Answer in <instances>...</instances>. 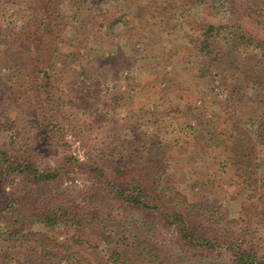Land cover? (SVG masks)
I'll use <instances>...</instances> for the list:
<instances>
[{
	"label": "rangeland",
	"instance_id": "rangeland-1",
	"mask_svg": "<svg viewBox=\"0 0 264 264\" xmlns=\"http://www.w3.org/2000/svg\"><path fill=\"white\" fill-rule=\"evenodd\" d=\"M31 1L0 0V26L17 30L34 19L22 32L25 44L33 46L38 40L36 21L45 17L49 27L61 31L57 38L62 39L55 40L59 52L53 61L55 69L62 68V73L65 57L81 51L90 73L82 83L72 81L67 73L60 79L54 75L51 84L37 92V84L45 82L44 73L28 69L21 51L23 58L15 48L0 46V149L11 154V147L18 148L23 158L40 168H60L61 179L40 191L42 201L97 217L77 230L69 221L46 227L33 215L17 224L3 213L9 197L20 193L17 180L0 175V264H26L45 247L63 251L51 256L63 264L69 263L63 254H69L70 261L79 258V264H86L83 257L91 264H115L111 251L116 242L101 231L111 230L119 237L121 230L114 221L121 211L107 199L98 205L90 194L89 177L71 165L75 159L97 162L114 182L143 183L166 208L184 211L188 204L196 210L210 208L207 217L198 213L191 224L200 235L222 237L243 226L246 209L253 208V193L237 184L233 171L214 173L221 155H228L223 151L231 149L230 129L237 119L229 99L230 79L222 73L213 75L212 68L208 72L201 56L191 49L186 36L198 31L176 18L151 31L143 13L151 7L148 0H98L94 6L57 0V17L45 10V15L28 17ZM190 12L194 24L217 20L200 7ZM241 22L249 32L264 37V30L247 16ZM12 58L18 63L25 59L20 68L26 75L15 72L13 66L5 67ZM28 78L33 81L34 115L25 102L27 95L14 88ZM261 104L264 110V99ZM137 212L148 218L142 232L137 222L128 225L123 241L130 243L133 232L140 233L137 240L141 241L131 251L136 254L143 246L154 254V245L165 249L167 264L182 259L176 254L182 253V247L173 228L163 226L155 214ZM256 228L259 252L264 255V225ZM117 246L125 248L123 243ZM222 256L224 264H231V252L225 250ZM134 258L138 260L133 264H156L147 254Z\"/></svg>",
	"mask_w": 264,
	"mask_h": 264
},
{
	"label": "trees",
	"instance_id": "trees-1",
	"mask_svg": "<svg viewBox=\"0 0 264 264\" xmlns=\"http://www.w3.org/2000/svg\"><path fill=\"white\" fill-rule=\"evenodd\" d=\"M56 1H31V12L29 16L27 13V16H36L41 12L45 15L46 12H50V17L53 14L57 17L60 9L55 7ZM74 1L81 5L90 4L91 6L98 2V0ZM152 2L153 0H148L146 3L151 4V7L143 11L147 15L145 19L151 31L162 28L168 18L185 21L191 25V28L198 31L195 35L187 34L186 38L194 53L201 56L207 71L210 72V68H212L213 75L222 73L223 77L230 79L229 99L236 109L233 116L237 119L230 129L231 149L226 148L223 151L228 155H221L214 173L221 175L233 171L237 184L242 187L246 186L253 193V208L246 209L245 224L239 228L230 229L227 235L224 233L221 234L222 237L200 235L195 232L191 224L199 216L198 213L205 214L204 216L207 217L210 208L203 209L202 207L200 210H196V208L192 209L191 204H188L184 211L166 208L155 200L154 195L147 192L143 183L120 184L114 182L97 162L89 163L75 159L76 161L71 160V165L89 177L91 180L90 194L97 199L98 205L107 199L121 211V217L114 221L116 228L121 230L120 236L115 238L111 230L108 234L101 231L105 238L113 239L116 242L111 251V257L115 264H133L138 260L134 257L143 254L150 256L156 264L169 263L167 257L164 256L165 249H159L152 243L150 244L156 250L154 254L143 246L142 251H137L136 254L131 251L132 246L141 243L137 240L139 232H133V240L130 243L123 241L127 236L126 232L130 231L128 225L131 223L137 222V230L141 232L145 228L144 224L148 216L137 211L155 214L163 226L173 228L176 241L182 247V253H176L177 257L181 256L182 259H174L173 264H224L222 252L225 250L231 252V264H264V255L259 252L258 239L260 236H257L259 229L256 228H261L264 225V110L261 104V100L264 99V37L249 32L241 25V18L247 16L253 24L264 30V0H159V2H153V5ZM199 7L201 10H205L209 17L217 20H205L201 25L194 24L190 10ZM44 10L46 12L43 13ZM143 13L141 14L143 15ZM32 21L34 22V19L26 21V24H22L17 30L14 27L3 29L0 26V46L5 45L7 49L13 47L16 49L14 52L19 54L21 51L27 59L28 69L34 68L44 73L45 82L37 84V92L51 84V78L54 75L60 79L61 75L65 76L67 73L68 78H72V81L82 83L90 73L89 68L82 60L87 56L81 51H73L63 60L64 71L61 73L62 68L56 70L53 61L59 52L55 40L62 39V37L57 38L61 35V31L49 27L46 18L42 17L36 21L38 40L33 46H30L25 44L22 32L30 27ZM81 28L83 30V26ZM76 29L78 30V28ZM6 37L11 39L7 40ZM80 40L82 43V38ZM84 40L86 43V36ZM19 57L23 58L21 54ZM24 60L18 63L16 59L12 58L9 60L11 64L6 62L5 67L13 66L15 72L26 75L20 68ZM69 62H75V64L70 65ZM14 88L27 95L25 102L32 106L34 94L31 78L18 85L15 83ZM255 109L258 114L255 113ZM35 111L36 108L32 106L33 115ZM10 149L13 151L11 154L7 150L0 149V175H4L6 178H15L20 193L9 197L7 207L3 209L5 217H12L15 223L21 224L25 217L33 215L36 221L46 227L57 226L62 221H69L70 224L75 225L74 230L88 226V223L94 221L97 217L95 213L88 215L79 210L70 212L62 205H53L42 201L40 191L61 179L60 168H40L34 161L23 158L18 152V148L11 147ZM259 171L262 174L260 176L257 175ZM53 196L52 193L51 197ZM96 224L93 223V225ZM110 225L104 223L105 227ZM104 226L100 225L99 229L101 230ZM76 241L81 242L78 239ZM121 243L125 247L123 250L117 249V245ZM69 248L71 246H67L68 250ZM55 253L60 254L63 251L58 252L56 249L52 251L45 247L43 253L35 251V256L27 259L26 264H63L59 258L57 260L51 257ZM63 256L67 259L65 261L69 262L68 264H79L80 262L79 258H73L70 261L69 254H63ZM83 258L86 264H91L85 257ZM207 258L211 262H207Z\"/></svg>",
	"mask_w": 264,
	"mask_h": 264
}]
</instances>
